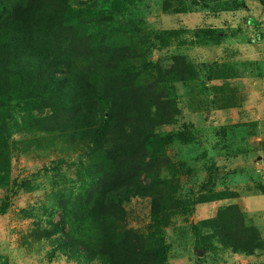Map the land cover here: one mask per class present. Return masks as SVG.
Here are the masks:
<instances>
[{
	"label": "rangeland",
	"instance_id": "374dc122",
	"mask_svg": "<svg viewBox=\"0 0 264 264\" xmlns=\"http://www.w3.org/2000/svg\"><path fill=\"white\" fill-rule=\"evenodd\" d=\"M70 3L75 21L84 13V32L61 35V48L68 52L69 47L73 51L80 47L79 61L84 63L104 61L109 54L119 57L134 73L129 91L135 101L129 107L139 113V121L148 116L144 125L161 136L180 131L196 136L189 147L178 144L160 151L152 150L136 134L126 140L138 155V180L149 186L147 174H151L166 182L155 188L190 208L187 222L178 218L174 223L178 228L186 225V235L169 230L174 258L168 264H264V0H143L134 16L129 9L126 20L112 16V0ZM89 7L94 9L92 18ZM144 24L153 31L188 32H179V40L155 44L140 33ZM124 28L142 37L126 34ZM211 28L222 32L221 41L197 40L194 31ZM90 40L102 45L96 59L94 51L88 50ZM173 59L189 67L191 80L181 79L174 85L159 75L158 67L171 65ZM119 79L124 87L123 77ZM22 117L15 116L11 123L14 139L49 136L54 140L50 149L34 150V158L12 164L18 180L31 173L34 183L42 176L44 180L41 190L23 191L12 199L8 214L0 215V264H73L63 252L49 261L48 235L64 220L68 200L93 202L100 190L85 174L88 162L81 152L74 155L63 149L65 142L72 147L69 136H74L59 133L66 128L57 129L62 116L54 117L50 125L40 120L26 123ZM221 129L227 135L218 134ZM212 197L219 199L211 201ZM59 198L64 204L59 205ZM202 199L207 202L201 203ZM221 211L226 229L238 242L205 246L203 253L195 240L205 243L213 232L205 223ZM127 225L131 231L141 230L134 232L135 237L146 245L140 221L129 217ZM247 245L250 255L244 253Z\"/></svg>",
	"mask_w": 264,
	"mask_h": 264
},
{
	"label": "trees",
	"instance_id": "16d2710c",
	"mask_svg": "<svg viewBox=\"0 0 264 264\" xmlns=\"http://www.w3.org/2000/svg\"><path fill=\"white\" fill-rule=\"evenodd\" d=\"M141 1L128 0V5L125 0H112L109 10L112 16L122 20L129 9L132 10L129 14L134 16ZM69 2L0 0V195L3 193L0 215L8 214L12 199L23 191L32 193L42 189L44 176L40 181L36 179L37 183L33 181V173L29 178L18 180L20 176L12 174L13 162L23 160L25 163L24 157L34 158V150L50 149L54 140L49 136L14 139L10 131L14 117L23 116L26 123L40 120L50 125L54 117L62 116L64 120L57 129L66 128L58 130L59 133L74 136H69L72 147L65 142L63 149L74 151V155L81 152L88 162L85 174L95 182L100 194H95L93 202L82 204L77 198L68 200L66 209L61 205L65 221L56 224L55 233L48 235L49 261L63 252L73 264H168L174 258L169 230H179L178 236L183 232L186 235L187 226L178 228L174 223L178 218L187 222L185 216L190 214V208L155 188L166 182L151 174H147L149 186L138 180L141 168L137 163L138 155L126 140L134 139L136 134L152 150L160 151L178 144L189 147L197 141L196 136L183 131L161 136L144 125L148 116L139 121L140 115L136 116L139 113L134 114L129 107L135 101L129 91L134 73L123 66L119 57L109 54L104 61L84 63L79 61L80 47L76 51L69 47L68 52L61 48V35L70 31L84 32L81 31L84 13H79V20L75 21ZM87 10L92 18L94 9ZM121 30L142 37L127 28ZM179 32L188 31H153L145 24L140 27L146 40L155 44L165 43L167 39L179 40ZM194 34L201 42L216 43L223 38L222 32L214 28L198 29ZM88 43V50L94 51L92 56L96 59L102 45L92 40ZM179 60L173 59L171 65L158 67L159 75L174 85L181 79L188 82L192 78L189 67ZM120 76L125 81L124 87H121ZM70 114L75 116L70 118ZM75 129L80 131L76 133ZM218 134L227 135L226 129ZM218 199L212 197L211 201ZM63 201L59 198V205L64 204ZM206 202V199L201 200V203ZM223 216L225 213L221 211L219 217L205 223L206 228L213 231L206 236L205 243L195 240L196 246H202L203 253L205 246L209 249L238 242V238L231 235L234 233L226 229ZM129 217L140 221L146 245L135 237L134 232L141 230L128 228ZM250 247L245 246V254L250 255Z\"/></svg>",
	"mask_w": 264,
	"mask_h": 264
}]
</instances>
